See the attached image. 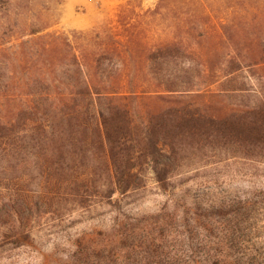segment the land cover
<instances>
[{
    "label": "trees",
    "instance_id": "16d2710c",
    "mask_svg": "<svg viewBox=\"0 0 264 264\" xmlns=\"http://www.w3.org/2000/svg\"><path fill=\"white\" fill-rule=\"evenodd\" d=\"M0 1V243L33 242L55 201L120 205L150 180L232 165L264 174V0H121L113 25L72 32L50 31L54 0ZM261 208L264 187L184 211L177 234V210L161 214L145 260L254 264L233 229Z\"/></svg>",
    "mask_w": 264,
    "mask_h": 264
},
{
    "label": "rangeland",
    "instance_id": "374dc122",
    "mask_svg": "<svg viewBox=\"0 0 264 264\" xmlns=\"http://www.w3.org/2000/svg\"><path fill=\"white\" fill-rule=\"evenodd\" d=\"M156 1L143 0V5L149 7ZM121 2L54 0L50 3L54 15L50 31H92L113 25ZM2 6L0 1V17L4 14ZM16 23L22 26V21ZM238 168L232 165L199 174L192 171L166 188L150 180L145 188L125 197L120 205L94 201L88 207H79L70 201H55L35 229L33 242L0 243V264H78V245L85 250L89 248L90 252L89 262L79 264H151L144 257L148 243L144 242L146 231H143L151 220L177 210L178 216L172 225L177 234L184 211L199 205L205 210L210 204L224 200L241 201L263 189L264 174H247ZM257 213L245 215L234 224V244L241 248L246 261L251 256L254 264H264V208ZM124 223L134 227L140 238L122 240L119 230ZM192 258L197 261L194 264L200 263L196 253Z\"/></svg>",
    "mask_w": 264,
    "mask_h": 264
}]
</instances>
